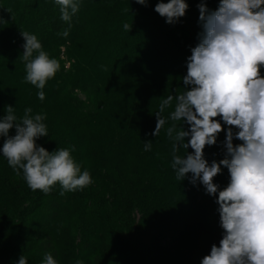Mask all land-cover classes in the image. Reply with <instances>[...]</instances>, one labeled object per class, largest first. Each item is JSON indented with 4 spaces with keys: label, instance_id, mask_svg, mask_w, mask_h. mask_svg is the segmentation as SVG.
Returning a JSON list of instances; mask_svg holds the SVG:
<instances>
[{
    "label": "trees",
    "instance_id": "obj_1",
    "mask_svg": "<svg viewBox=\"0 0 264 264\" xmlns=\"http://www.w3.org/2000/svg\"><path fill=\"white\" fill-rule=\"evenodd\" d=\"M74 2L79 10L69 23L61 20L56 0H0V119L9 105L17 122L26 108L32 115L46 114L48 136L37 145L49 153L74 149L81 172L92 177L87 187L64 195L59 183L49 194L33 191L0 151V264H17L21 255L27 264H42L46 254L57 264H201L224 230L217 197L199 180L191 183L192 173L178 180L171 166L175 141L167 129L190 128L170 119L175 100L161 113L166 123L159 134L152 133L161 100L185 91L188 57L202 31L197 5L216 10L220 0H185L189 7L173 24L155 11L161 0H147V6L136 0ZM22 32L35 35L60 64L42 89L43 100L37 95L41 89L25 79ZM260 74L264 77V66ZM216 119L224 131L215 145L205 146L209 165L226 152L229 126ZM15 134L13 127L9 136ZM5 139L0 136V149ZM240 143L234 138V145ZM193 152L181 147L175 155ZM229 181L221 166L213 182L222 190ZM75 200L74 236L53 239L46 231Z\"/></svg>",
    "mask_w": 264,
    "mask_h": 264
},
{
    "label": "clouds",
    "instance_id": "obj_2",
    "mask_svg": "<svg viewBox=\"0 0 264 264\" xmlns=\"http://www.w3.org/2000/svg\"><path fill=\"white\" fill-rule=\"evenodd\" d=\"M147 6V0H136ZM61 20L71 21L79 10L74 0H56ZM189 5L185 0L159 2L155 11L173 24L183 17ZM202 31L199 43L191 49L187 74L183 77L185 91L177 96L168 95L161 100L157 112L156 127L152 135L157 136L166 120L161 113L172 106V121L186 122L188 131L173 124L167 129L172 145V168L176 178L183 180L192 173L191 183L199 180L206 193L217 197L220 226L224 230L219 246L213 244L210 253L201 264H264V77L260 74L264 66V0H220L216 10H209L205 3L197 5ZM126 31L131 26L123 25ZM26 41L22 55L26 67V81L41 91L37 95L45 98L47 81L55 76L60 64L42 50L35 35L22 32ZM64 36L68 35L64 31ZM37 53L35 57L33 54ZM189 86H191L189 88ZM6 115L0 119V136L5 137L3 156L16 175L23 172L28 187L49 194L57 183L65 192L83 189L92 183L90 173L81 172L71 155L74 149L58 148L49 153L37 145L36 140L48 136L43 122L46 114L32 115L26 108L23 117L6 106ZM228 125L224 147L225 158L211 165L204 158L205 146L217 143V136L224 131L216 118ZM15 128L16 134L9 136ZM233 127L237 129L233 132ZM175 133V135H173ZM190 137L187 143L185 138ZM241 141L233 144V140ZM145 151H150L152 142H144ZM191 147L193 153L185 157L175 155L179 148ZM226 167L230 181L222 190L213 182ZM218 194V196H217ZM17 264H27L21 255ZM42 264H57L51 254H46ZM76 264H83L77 260Z\"/></svg>",
    "mask_w": 264,
    "mask_h": 264
},
{
    "label": "rangeland",
    "instance_id": "obj_3",
    "mask_svg": "<svg viewBox=\"0 0 264 264\" xmlns=\"http://www.w3.org/2000/svg\"><path fill=\"white\" fill-rule=\"evenodd\" d=\"M21 9H18L20 11ZM2 25V24H0ZM6 28L10 29V25L6 24ZM21 39L24 40V37L21 36ZM22 48V46H21ZM65 49L61 50V57L63 56V52ZM67 66V65H66ZM76 201V200H75ZM73 201L72 203L68 204L64 211L63 215L55 224L46 231V234L51 235L53 239L63 237L65 240L74 236V219H72V214L77 211L79 206V201ZM74 210V211H73ZM73 211V212H72ZM72 212V213H71ZM0 247H2V243H0Z\"/></svg>",
    "mask_w": 264,
    "mask_h": 264
}]
</instances>
